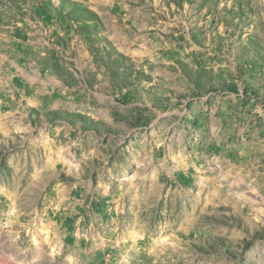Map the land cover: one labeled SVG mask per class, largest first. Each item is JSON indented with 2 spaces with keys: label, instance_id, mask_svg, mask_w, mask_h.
Here are the masks:
<instances>
[{
  "label": "rangeland",
  "instance_id": "1",
  "mask_svg": "<svg viewBox=\"0 0 264 264\" xmlns=\"http://www.w3.org/2000/svg\"><path fill=\"white\" fill-rule=\"evenodd\" d=\"M0 264H264V0H0Z\"/></svg>",
  "mask_w": 264,
  "mask_h": 264
}]
</instances>
